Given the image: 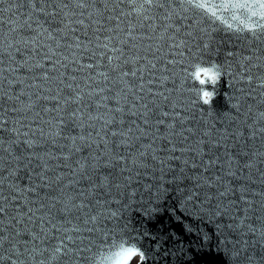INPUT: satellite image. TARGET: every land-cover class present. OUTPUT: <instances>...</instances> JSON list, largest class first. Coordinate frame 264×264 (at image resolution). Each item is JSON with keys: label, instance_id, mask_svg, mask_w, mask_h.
Wrapping results in <instances>:
<instances>
[{"label": "snow or ice", "instance_id": "snow-or-ice-1", "mask_svg": "<svg viewBox=\"0 0 264 264\" xmlns=\"http://www.w3.org/2000/svg\"><path fill=\"white\" fill-rule=\"evenodd\" d=\"M222 49L210 64L235 89L228 128L182 95L185 65ZM253 102L264 105V0H0V264H153L158 235L181 245L168 264H193L208 236L161 212L173 191L236 234L232 264H264ZM142 190L154 218L140 231L127 213ZM165 217L175 227L161 232Z\"/></svg>", "mask_w": 264, "mask_h": 264}, {"label": "water", "instance_id": "water-1", "mask_svg": "<svg viewBox=\"0 0 264 264\" xmlns=\"http://www.w3.org/2000/svg\"><path fill=\"white\" fill-rule=\"evenodd\" d=\"M217 26L219 27V25ZM217 35L219 36L218 38L229 39V40L231 39L230 36H226V30L217 33ZM224 59L225 57L222 49L219 56L213 54L211 56L204 57L202 60L196 59L195 62L210 64L212 62H216L217 60L223 62ZM185 67L187 68V71L191 70L190 65L186 64ZM184 75H187V72L182 73L181 78ZM168 87L174 88L175 85L170 84L168 85ZM195 88L196 85L191 81V78L188 77V79L184 81L182 87V95L185 101V106L190 108L194 107V111L197 118L203 115L205 118L208 119V122L210 124L212 122H215L217 123L218 127L223 126L225 128H228L229 124L227 123L225 117L228 113L234 112L232 105L233 103H235V95H236L231 79L225 75L223 79H221L219 85L216 88H212L211 86H209L208 90L215 92V99L212 101L211 107L205 106L202 103H200L199 95L195 91ZM193 101H196L194 106L192 104ZM253 104H254V111L256 107L264 108V105H259L257 102H253ZM254 143L256 148L260 147L259 140L255 141ZM261 167H264V165H261ZM137 187L143 188L144 187L143 181L141 185ZM252 187L257 190H260L264 186L259 185L257 183L255 185H252ZM169 195L171 198L167 199L166 202L160 204L161 212L165 210L170 211L172 209H176V211L171 212V217H175L177 213H183L185 219L187 220V223L191 224L195 235L208 236V239L203 244V246H200L198 240L193 241L192 246L195 248V253L192 256H188L185 258L192 260L193 264H232L230 258V252L232 250L231 241L236 234L235 233L230 234L226 230L223 233H221V231L217 229L216 224L210 217L207 216L202 217L197 212H192L190 215L182 207H179L177 203L178 193L173 191L170 192ZM151 198L152 197L150 192L146 190L139 191L135 201L132 204L131 209L128 210L127 213L128 218H131L133 220V223L140 229V231H143L147 227L148 221L154 218L150 215H147L145 212L146 209L150 210L153 207V205L150 203ZM256 199L258 200L259 197H256ZM171 217H165V223L159 226L161 232L168 231L175 227V225L171 220ZM185 226H187V224ZM175 230L180 231L178 227H176ZM209 230H211V232ZM213 232L214 235L212 234ZM156 239L160 240V248L153 264H168L167 258L164 255L165 251L171 250L172 252H175L177 248L181 247V245L174 244L171 239L165 240L162 235L156 236ZM188 239L190 240L191 237H188ZM226 241H228L227 247L225 246ZM140 242L144 247H149L151 243L149 239H144ZM183 247L187 248L188 245L185 244L183 245ZM96 251L97 253L99 251L107 253L109 251V247L107 244H105L102 249ZM97 256L99 255L96 254V257ZM172 264H176L175 256L173 257Z\"/></svg>", "mask_w": 264, "mask_h": 264}, {"label": "clouds", "instance_id": "clouds-1", "mask_svg": "<svg viewBox=\"0 0 264 264\" xmlns=\"http://www.w3.org/2000/svg\"><path fill=\"white\" fill-rule=\"evenodd\" d=\"M188 72L191 81L196 85L195 91L199 95V101L205 106L211 107L212 101L215 99V92L208 90L209 86L216 88L221 79L218 66L215 64H201L200 62H193ZM100 256L96 257V264H99Z\"/></svg>", "mask_w": 264, "mask_h": 264}]
</instances>
